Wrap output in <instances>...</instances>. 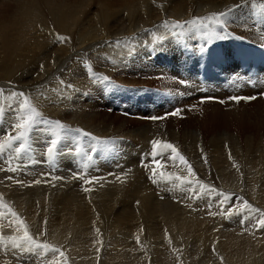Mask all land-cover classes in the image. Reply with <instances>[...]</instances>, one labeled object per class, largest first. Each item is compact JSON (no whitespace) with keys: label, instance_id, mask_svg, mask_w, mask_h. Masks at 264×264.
<instances>
[{"label":"bare ground","instance_id":"6f19581e","mask_svg":"<svg viewBox=\"0 0 264 264\" xmlns=\"http://www.w3.org/2000/svg\"><path fill=\"white\" fill-rule=\"evenodd\" d=\"M6 3H11V6ZM1 4L3 6L0 10V92L5 89L7 91L3 93V96L0 95V115L5 119V124L7 122L18 123L16 118L12 119L9 116V110L14 108L12 103L20 102L18 94L28 91L35 92L33 96L39 103L34 102L40 105L42 113L48 109L55 110L57 105L58 107L62 106V110L65 111L74 109L78 114V117L75 118L76 121L79 120L81 125L88 126L91 131L93 130L92 132L102 133V129L111 131V127L106 124L108 113L101 115L98 112H93V109H97V105L90 98L87 102L90 109L87 118H85L88 121L82 122L79 118L83 116L78 113V107L81 105L85 110L81 103L82 96L84 97L85 94L82 91L83 88H77L75 82L72 83L73 85H68L67 82L57 81L58 78L55 77L56 70H53L55 64L58 66L61 62L67 63L65 68L68 69L70 77L72 64L78 63V58L82 59L87 54L96 57L94 59L96 61L98 54L107 57L105 62L107 64V61H110L113 65L109 72L111 75L115 74L114 79L118 87L123 88L125 83L141 86L140 92L133 94L135 97L131 92H127V95H129L128 99H133L129 104L134 106L137 115L142 116V119L124 118L121 120L122 125L113 129L114 133L122 131V129L127 130L128 134L140 132L139 137L137 136L139 142L136 145L125 142V140L121 141L123 145L130 148L128 154L127 152L126 154L122 153L120 150L118 152L117 149L113 151L118 154L117 157L113 158L109 155L107 160V156L101 155L98 151L93 154L95 165H89L88 170L96 171L88 172L87 181H92V183H84V188L89 189L88 191L78 194L82 188L77 190L74 184L76 181L78 183L81 178L76 173L75 175V170L72 169V195H66V199L72 198L70 203L67 202L72 206L71 214L61 215L65 221L58 222V214L55 215L53 209L57 208L58 211L65 202H57L55 198L48 199V211L42 222L43 228L46 229L45 234L34 224L28 225L30 221L36 223L40 221L37 218L36 207L29 204V211L25 212L27 218L24 220L18 213L20 205L14 204L13 206L11 203L14 208L8 210L16 215L13 216L11 213L5 212V218L9 219L11 228L3 223L2 226L0 225V234L4 235V239L0 240V264H9L10 260L8 262L5 258L12 254L16 255V259H13L16 261L15 264H19L25 259L32 264H264V236L262 239L257 234V231L264 234V227L258 225V220L264 218V213H261L263 211L261 209H264V130H262L264 121L259 122L264 120V99L258 98L250 103H237L229 99L241 94L223 91L219 95L225 100L223 104L207 102V104H203L194 99L183 101L177 92L189 93L193 89L184 88L178 84L174 87V84L168 79L169 76H178V73L181 72L180 61L186 57L182 52L185 40L189 38H193L191 41L201 40L202 36L207 35L206 33L222 29L214 23L213 19H210L220 13H226L221 19L234 30L251 39H261L259 35L262 33L264 35V15L260 20L256 16L263 14L264 0H3ZM193 20H200L201 25L192 26ZM248 23L257 26L259 35L247 28ZM174 24H180L183 27L173 29L170 25ZM204 24L207 25V28L203 27ZM59 37L66 39L61 41ZM52 56L55 59L54 67L51 64ZM29 71L31 73L40 72L33 73V77H31V75L28 76ZM180 76H185L189 85L197 83L187 67L182 68ZM110 78L111 76L108 75L107 79ZM85 80L87 79L85 78ZM166 82L168 84H165ZM153 83L159 87H154L152 96H149V88ZM115 88L117 87L115 86ZM258 88H260V84L256 83L255 89ZM112 89L114 87L110 88V96H113ZM155 89L169 91L172 99L165 100L154 92ZM98 91L100 92V90ZM246 92L250 95L249 88ZM154 101L169 110L160 111L159 108H156L157 104L154 105L155 107L141 105V103L148 104ZM15 106L17 108L19 104L17 103ZM190 106L192 110H189ZM176 108L181 111L173 115V110ZM156 110L164 113L171 112V114L166 115L167 117L159 122L157 118L164 116V113L156 116ZM61 114L63 113L61 112ZM97 117L102 119L98 120ZM146 118H149V122H146ZM184 120H186L185 123L180 125V122H184ZM132 123L135 124L134 131L130 126ZM194 123L195 127L203 130H207L210 126L212 131L222 126L225 129V134L217 138L213 137L210 142L215 140L216 144L217 142L223 143V145L228 143L232 150L225 148L224 151L217 146L215 150H210L211 144L206 138L208 134L203 135L197 128L195 130ZM39 124L43 130L53 129V126L46 120ZM192 126L194 127L193 131H187L182 135V131L190 130ZM135 128L137 129L135 130ZM250 129H256L257 133L261 132L259 135L253 136L252 141L249 139L251 138L249 137ZM65 132L62 131V133ZM128 134L126 133V135ZM186 134L196 139L197 143L192 142L198 145L197 150L200 156H205L208 151L209 155L217 154V157L214 158L217 160L216 166L213 169L211 165L207 166L203 157L201 162L200 158H197L194 176L188 172V174H184L178 169L177 171L173 169L175 172L166 171V174L159 175L160 177L156 176L159 181L158 184L155 182L158 185L157 189H154L155 194H152L153 191L149 187L147 189L139 184L132 186L135 176L128 174L131 171L129 168H131L132 162L134 164L143 162L150 157L149 147L153 141L156 139L167 140L172 136L179 143V139ZM244 135L250 142L247 147L243 146ZM123 136L121 135V137ZM120 139L122 140V138ZM164 143L166 142L163 141ZM255 143H258L257 147ZM180 149L178 147L177 151ZM82 153L84 158L88 154L86 151ZM28 159L26 160L28 161ZM32 159L30 161L33 162ZM18 161L20 163V160ZM152 161L153 163L157 162V160ZM232 162L238 165L237 169L231 167L230 170ZM72 167H74L73 163ZM145 168L141 169L145 170ZM150 168L151 166L147 170ZM152 169L154 168L152 167ZM142 170L136 172V174L139 173L140 179L142 178L141 181L145 177ZM154 170H151L152 173L149 170L151 174L149 173L148 177L151 179L155 175L153 174ZM209 170L210 172L214 170L218 174L217 180L213 177L215 176L213 171L211 172L212 179L208 178ZM156 171L155 173H158ZM124 172L127 173L122 174ZM120 173L133 187L129 191L130 195L126 194L124 197L130 196L129 199L126 198L127 201L133 199L135 202L121 203V193L111 189L113 186L110 188L113 192H110L106 187L101 189L106 182L105 178L113 179ZM131 173L133 174V172ZM247 174L252 178H248ZM36 175L37 173H35ZM94 175H98L99 180ZM38 177L41 179V176ZM135 179V182L142 183L139 179ZM20 180L22 181V179ZM60 184L57 185V188L63 193L65 189L63 190ZM152 184L154 183L152 182ZM26 191H21L24 193H20L21 196L26 197ZM132 191L140 193L142 200H135ZM70 192L65 193L71 194ZM36 193L34 194L36 195ZM114 194L118 195L115 200L112 199ZM178 194L185 195L186 200L179 198L176 200ZM37 195L39 197V194ZM100 195L102 196L100 197ZM18 200L20 201V199ZM24 200L26 199L24 198ZM1 202L3 201L1 200ZM26 202L28 201L23 202V205ZM44 202L45 200H42L41 204ZM37 203L39 202L37 201ZM245 203L248 205L247 208L244 207ZM3 205L7 207L4 202ZM3 205L2 207H4ZM123 210L127 211L126 215L121 213ZM209 210H215V212L210 214ZM244 215L249 218L251 225L248 221L239 225L241 222L239 220ZM21 222L24 227H21ZM25 229L37 243H47L50 246L49 249L45 251L33 246L32 250H28L29 245L21 239ZM12 238H16L21 247L18 249L14 247ZM53 249H59L64 253V256H60Z\"/></svg>","mask_w":264,"mask_h":264},{"label":"rangeland","instance_id":"374dc122","mask_svg":"<svg viewBox=\"0 0 264 264\" xmlns=\"http://www.w3.org/2000/svg\"><path fill=\"white\" fill-rule=\"evenodd\" d=\"M1 2L3 1V0H0ZM70 1H72V0H70ZM1 2H0V10L2 9V4H1ZM6 5H10L11 6V3H6ZM90 55V56H89ZM98 56V58H97V61L96 60H94L96 57H94L92 54H87V55H85V57H82V59H79L78 58V63H75L74 62V64H72V74L70 75V77H69V72H67V68H65L68 64L67 63H65L64 64V62H61L58 66L55 64V59H54V56H52L53 58H52V61H51V64H52V66L54 67V64H55V67H54V71L56 70V75H55V77L56 78H58V80L57 81H60V82H63V83H66V84H68V85H73L72 83H74L75 82V85L77 86V88H83L82 89V91L85 93H83L84 94V97L82 96V101H81V103H82V105H83V107H84V109L85 110H83L82 109V107H81V105L78 107V113L79 114H82L81 116H83V117H80L79 119L80 120H82V122L83 121H88L87 119L85 120V118H87L86 116H87V113H89V109H90V107H88V99L90 98L92 101H94L95 102V104L97 105V109L95 110V109H93V112H98L99 114H101V115H104V113H108V117L106 118V124H108L110 127H111V131H108V130H106V129H102L103 131H102V133H100V132H92L89 128H88V126H86L85 124H82L81 125V122L79 123V120H77L76 121V119L75 118H77L78 117V114L76 113V111L73 109L72 111H65L64 109L62 110V106H59L58 107V105H57V108H55V110H51V109H48L46 112H44V113H42L41 112V110H40V105L39 104H37V103H35V102H38L35 98H34V96H33V94H35V92H21V93H23L24 95L23 96H20L19 95V100H20V102L19 101H15V104H19V106L17 107V108H15L16 106H15V104L14 103H12V105L14 106V108H12L11 110H9V116L12 118V119H15L16 118V121L17 122H22V119H20V118H26L27 117V115H28V113H27V111L26 110H24V111H22V105H23V101L25 100V99H27L28 101H29V107H34L39 113H40V116L39 117H36L35 119L38 121L36 124H35V126L32 128L33 130H31V132H32V134H31V132H29V136H28V140H27V142L28 143H30V142H32V140H33V142L32 143H30V145H28V143L26 144L27 146L23 149V150H21L19 153H17L16 152V149L17 148H19V145H20V143L22 142V141H17V140H15V137L17 136V135H19V133H20V131L21 130H19V129H16V128H14L13 126L15 125L14 123H11V122H7L6 124H5V119L3 118V116L2 115H0V145H3V148L2 149H0V201L2 200L3 202H4V204L8 207H5L4 205H3V202H1L0 203V211L1 210H3V209H5L4 211H1L0 212V214L1 215H3V216H1L0 215V225L2 226V223L5 225H7L8 227H10L11 228V226H10V221H9V219H6L5 217V215H6V213H11L12 211H10V210H12V208H14L13 206H14V204L16 205H20L19 206V209H18V213L21 215V218L22 219H26L27 217H26V214H25V212L26 211H29V208H28V206H29V204H32V206H34V207H36L35 208V210L38 212H36L37 213V218H38V220H40L38 223H36V222H33V221H28L29 223H28V225H31V223L32 224H34V226H36V227H39V230H41V231H43L42 233L43 234H45L46 233V229L45 228H43V226H42V222H43V219L46 217V215L45 214H47V211H48V208H47V205L49 204V200L48 199H52V198H55V201H57V202H65V204H62L61 206H60V208H59V210L57 211V208L56 209H53L54 211H55V215H57V221L59 222H61L62 220L63 221H65L64 219H63V217L61 216V215H63V214H71L70 213V211H72V206L71 205H68L67 204V202L68 203H70V201H72V198L71 199H66V195H72V191H71V189H72V169L73 170H75L74 171V174L76 173L77 174V176H79L81 179L80 180H78V183H77V181H76V183L78 184V186H77V184L75 183L74 184V186L76 187V189L77 190H79L80 188H82V189H80L81 190V192L79 193L78 192V194H81L82 192L84 193L85 192V188H84V183H87V179H88V172H90V171H92V172H94V171H96V170H92V169H89L88 170V168L89 167H87V168H84V165H82L83 163H79V165L77 166V165H74L73 164V166L74 167H72V163L70 164L69 162L72 160V156H63V155H61L60 153H58V160H64V161H62V164H61V167H60V170L58 171V172H56V174H53V173H51V170H49L48 168H46V165H45V163H43V162H41L42 161V158H41V160L39 161V159H37L36 158V155L38 156L39 154H40V152H41V150L40 151H38V149H37V147H42L43 146V144H44V140L46 139V137H47V140H52V139H57V142H60L61 141V135L62 134H66V132L65 131H63V132H65V133H62V131L61 130H59V129H55V123L56 122H60L61 124H63V126H64V128L65 129H71V133H74V131L75 130H77V129H79L80 130V132H86V133H88L89 135H91V137H95L96 138V140L95 141H99V140H102V139H104L105 141H110V142H112L110 145H109V147H115V150H117L118 152H119V150H120V152H122V153H125L126 154V152H127V154H128V149H130V148H128L127 146H125V145H123L122 144V142L121 141H124L125 140V142H129V143H132V144H138L137 142H139L138 141V138H137V136L139 137V133L140 132H137V133H134L133 132V134L132 133H130V134H128V131L127 130H125V129H122V131H119V132H113V129H115V128H119V126H121L122 125V122H121V120L122 119H124V118H131V119H133V117L132 116H129V117H123V116H121V115H119L116 111H112V110H110L112 107H113V103L112 102H115V103H118V104H120L122 101H123V99L121 98V95H119L120 94V92L118 91V89L117 88H115V85H108L107 83H106V81H105V78H106V80H111V81H113V82H115L116 80L114 79L115 77V74L114 75H111L110 73L111 72H109V70H111L112 69V67H113V65L110 63V61H107V64H106V62H105V59L107 58H105V56L103 55V54H98L97 55ZM100 56V57H99ZM94 57V58H93ZM85 60H84V59ZM93 58V59H92ZM101 58H103V59H101ZM54 59V60H53ZM88 61H87V60ZM90 59V60H89ZM80 60V61H79ZM82 61V62H81ZM92 61V62H91ZM53 62V63H52ZM72 62V61H71ZM84 62V63H83ZM91 63V64H90ZM94 63V64H93ZM96 63H97V65H96ZM87 66H86V65ZM65 65V66H64ZM76 65V66H75ZM77 65H78V67H77ZM81 65V66H80ZM83 65V66H82ZM96 68H95V67ZM80 67V68H79ZM64 68V69H63ZM84 68H86V69H84ZM91 68V69H90ZM81 69H83V70H81ZM97 71H96V70ZM79 70V72H77ZM86 70V71H85ZM90 72H89V71ZM92 71H93V73H92ZM30 72V73H29ZM28 72V76H30L31 75V77H33V73L34 74H36V73H39L40 71H37V72H32L31 73V71H29ZM81 72V73H80ZM86 72H87V74H86ZM65 73V74H64ZM76 73V74H75ZM80 75H78V74ZM83 73V74H82ZM86 74V75H85ZM106 74V75H105ZM88 75H90V76H88ZM108 75H110L111 76V78L110 79H107V77H108ZM66 76V77H65ZM22 77V76H21ZM21 77H19L20 79H21ZM68 77V78H67ZM73 78V79H72ZM85 78L87 79V80H85ZM103 78V79H102ZM67 79V80H66ZM75 80V81H74ZM89 80V81H88ZM80 81V82H79ZM90 81H91V83H90ZM94 81H95V83H94ZM99 81L101 82V81H103V85H104V87L103 86H101L102 84L100 83L99 84ZM83 82V83H82ZM80 83V84H79ZM165 84H168L167 82L165 83ZM174 85V87H175V85H176V83H173ZM88 87H87V86ZM94 85V86H93ZM100 85V86H99ZM44 86H46V85H44ZM118 86V85H117ZM179 86V85H178ZM85 87V88H84ZM89 87H91V89H88ZM114 87V89H112V91H113V96L114 97H112L111 98V96L109 95V93H110V88H113ZM154 87H159V86H157L156 85V83H153L152 85H150V88H149V90L151 91H149V96H152V92H153V88ZM92 88H95V89H93L94 90V92H93V90H92ZM91 92H89L88 90ZM97 89V90H96ZM98 90H100V92L98 91ZM103 90V91H102ZM7 90L5 89L4 91L2 90L1 92H0V95H2L3 96V93L4 92H6ZM86 91V92H85ZM96 91V92H95ZM103 92V93H102ZM155 92V91H154ZM31 93V94H30ZM87 93V94H86ZM134 93H132V95H133ZM88 95V96H87ZM100 95V96H99ZM134 96V95H133ZM135 97V96H134ZM4 98V97H3ZM23 98V99H22ZM106 98V99H105ZM129 98V95H126V101L128 102V103H130V101H133V99L132 98H130V99H128ZM87 99V100H86ZM5 100V99H4ZM35 101V102H34ZM99 101V102H98ZM32 102H34V103H32ZM20 103H22V104H20ZM39 103V102H38ZM203 104H207V103H203ZM217 104V103H216ZM53 105H56L55 103H53ZM133 108H134V106L133 105H131ZM39 108V109H38ZM82 109V110H81ZM51 110V111H50ZM53 111V112H52ZM75 111V112H74ZM157 112H156V116L157 115H160V113H164V112H160V111H158V110H156ZM168 111V110H167ZM49 112H51V113H49ZM57 112V113H56ZM59 112V113H58ZM61 112L63 113V114H61ZM119 112V111H118ZM71 113H73V114H71ZM133 114V113H132ZM134 115V114H133ZM169 115V114H168ZM77 116V117H76ZM167 117V116H166ZM174 117V116H173ZM2 119V120H1ZM20 119V120H19ZM66 119V120H65ZM97 119H98V117H97ZM102 119V118H101ZM100 118L98 119V120H101ZM115 119V120H114ZM165 119V118H164ZM44 120H46L47 122H52L50 125L51 126H53V129H51V130H49V131H47V129H45V130H43V128L40 126V124L39 123H42V121H44ZM57 120V121H56ZM111 120V121H110ZM193 120H195V119H193ZM76 121V122H75ZM157 121H158V119H157ZM162 121V120H161ZM161 121H159V122H161ZM185 121L186 120H184V122L183 121H181L180 122V125L182 124V123H185ZM261 121H264V120H260L259 122H261ZM65 122V123H64ZM78 122V123H77ZM146 122H149V118H146ZM74 123V124H73ZM77 123V124H76ZM209 123V122H208ZM111 124V125H110ZM120 124V125H119ZM134 125V126H133ZM209 125H211L210 123H209ZM132 128L133 127H135V124H131L130 125ZM1 127H2V129H1ZM194 127H195V123H194ZM194 127L192 126L191 128H190V130H185V131H182L181 133H182V135H183V133L185 134L187 131H193V129H194ZM259 127V126H258ZM197 127H195V130H197L198 129V131H201V133L203 134V135H206V134H208V135H206V138H207V140H208V143L209 144H211V146H210V150H215L216 149V146L217 147H219L221 150H224L225 151V148L226 149H228V150H232V147L231 146H229V144L227 143V144H224L223 145V143L221 144V143H218L217 142V140H216V142H217V144L214 142V141H212V142H210L211 140H213V137H215V138H217V137H219V136H223V134H225V129H223V127L222 126H220V128L219 127H217V129L216 130H211V128H210V126L208 127V129L206 130H203V129H201V128H197ZM234 128H236V127H234ZM36 129V130H35ZM38 129H39V131H38ZM137 128H135V130H136ZM192 129V130H191ZM201 129V130H200ZM259 129V128H258ZM203 130V131H202ZM210 131V133H208L209 131ZM224 130V131H223ZM251 131H250V135H249V137H251V138H249L251 141L253 140V136H256V135H259L260 133H257L256 132V129H250ZM262 130H264V125H263V128H262ZM47 133H46V132ZM60 131V132H59ZM132 131H134V128H133V130ZM207 131V132H206ZM235 131V130H234ZM255 131V132H254ZM35 132V133H34ZM42 132V133H41ZM53 132V133H52ZM124 132V134H122ZM205 132V133H204ZM18 133V134H17ZM54 133H56V134H54ZM57 133H59V135H57ZM126 133L129 135H126ZM32 135V137H31V135ZM53 134V135H52ZM116 134V135H115ZM212 134V135H211ZM48 135V136H47ZM50 135V136H49ZM76 135H78V133H76ZM121 135H124L123 137H121ZM136 135V136H135ZM210 135V136H209ZM242 135V134H241ZM35 136V137H34ZM46 136V137H45ZM52 136H53V138H52ZM119 136V137H118ZM131 136V137H130ZM134 136V137H133ZM208 136V137H207ZM103 137H105V138H103ZM184 137V138H183ZM212 137V138H211ZM12 139L11 140V144H9V139ZM30 138V139H29ZM36 140H35V139ZM38 138H39V140H38ZM120 138H122V140L120 139ZM124 138H126V139H124ZM128 138V139H127ZM247 138V136H245L244 135V139L242 140L243 141V146L244 145H246V146H244V147H247V144H250V142L249 141H247V140H249V139H246ZM193 139V140H192ZM211 139V140H210ZM29 140H30V142H29ZM119 140V141H118ZM128 140V141H127ZM130 140V141H129ZM134 140V141H133ZM191 140V141H190ZM39 143H38V142ZM92 141H94L93 139H84L83 140V142H82V152H84V151H86V152H88V149L87 148H84V146H85V144L86 145H89L90 143H92ZM103 141V140H102ZM155 141H160L161 142V144H163V141L164 142H166V143H171L174 147H176L177 149H178V147H179V153H181L180 155H183L185 158H186V164H181L180 162H179V159L177 158L175 161H173L170 157H171V155H172V153H171V150L170 149H165V148H163L162 147V149L161 148H159V149H157L156 151H157V153H158V155L155 157V159H152L153 157H152V152H153V146H152V144H151V147H149L150 149H149V151H150V159L148 158V159H146L145 161H143V162H137V163H135L134 164V162H132V166H131V168H129V170H131L130 172H128V174L130 175H134L135 176V178H137V179H139L140 181H141V179H140V176H139V173H137L136 174V172H141L140 170H142V169H144L145 167L147 168V166H148V168L151 166V168L149 169L150 170V172L152 173V171L151 170H154L155 168H156V170H154V172L153 173H155V171L156 172H158V173H155V175H154V177H152V179H151V177L149 178L148 176H150V172H149V170H147L146 168H145V170H142L143 172H144V175H145V177H144V179H143V181H141L142 183H138V181H136L135 182V178H133L134 179V182L131 184L127 179H124V176L122 175V174H126L127 172H124V173H120V174H118L116 177H113V179H114V181H113V179H109L108 180V178H105V180H106V182H105V184L103 185V187H101V189L103 188L104 189V187H106L110 192L112 191L113 192V190L115 189V191L116 192H119V193H121V197H122V200H121V203L123 202V204H126L128 201H127V199H129L130 198V196H128V197H124V196H126V194L127 195H130V193H129V191H131L132 189H133V187L134 186H136V184H139L141 187H145V188H147V189H151L152 191H153V193L152 194H155V192H154V189H157V186L158 185H156V183L159 181V178L158 177H160L161 175H164V174H166L165 172L166 171H168V172H175L173 169H176V171H177V169H178V171L180 170V171H183L184 172V174H186L187 172L189 173V171H188V167L190 166L191 168H192V170H193V172L195 171V169H194V167H195V165L197 164V162H198V160H197V158L199 159V161L201 162V159L203 160V158L204 159H206V161H207V163L206 164H208L207 166H209V165H211V167H212V169H213V167H215L216 166V162H217V160L216 159H214V158H216L217 157V154H212V155H209V151L208 152H206L205 153V156H203V155H201L200 156V154H198V145L197 144H195L194 142H196V139L195 138H193L191 135H189V134H186V136H182V138H180L179 139V143L178 142H176V139L174 138V137H172V136H170L167 140H159V139H156ZM168 141V142H167ZM192 141H194V142H192ZM121 142V143H120ZM136 142V143H135ZM190 142V143H189ZM15 143V144H14ZM18 145H17V144ZM178 143V144H177ZM192 143V144H191ZM193 143H194V146H193ZM197 143V142H196ZM40 144V145H39ZM32 145V146H31ZM101 145L103 146V147H105L104 146V144L103 143H101ZM196 145V146H195ZM257 145H258V143H255V146L257 147ZM10 146V147H9ZM18 146V147H17ZM35 146H37L36 148H35ZM224 146V147H223ZM13 147V148H12ZM31 147V148H30ZM119 147V148H118ZM126 149H125V148ZM196 147V148H195ZM16 148V149H15ZM28 148H30V149H28ZM184 148V149H183ZM189 148H191L190 149V151H189ZM195 148V149H194ZM224 148V149H223ZM7 149H8V151H7ZM25 149H27V152H25V153H21V152H24V150ZM131 149H132V147H131ZM183 149V150H182ZM188 149V150H187ZM11 150V151H10ZM29 150V151H28ZM32 150V152H30ZM37 150V151H36ZM220 150V151H221ZM33 151H36V152H33ZM189 151V152H188ZM223 151V152H224ZM12 152V153H11ZM30 152V153H29ZM46 151H44L43 153H45ZM101 155H102V153L100 152V151H98ZM14 153V154H13ZM16 153V154H15ZM43 153H41L42 155L41 156H43L44 154ZM72 153V152H71ZM18 154V155H17ZM36 154V155H35ZM16 155V156H15ZM32 155H33V157H32ZM117 153H115L114 154V157L113 158H116L117 157ZM198 155V156H197ZM27 156V157H26ZM40 156V155H39ZM103 156H104V154H103ZM105 156H107V158H106V160L108 159V157H109V155H105ZM169 156V158H166V157H168ZM13 157V158H12ZM33 160V162L31 161V164L32 165H34V162L36 161L38 164H36L38 167H34V166H31L30 167V165L31 164H28V163H30V158ZM111 157V156H110ZM203 157V158H202ZM210 157V158H209ZM17 158V159H16ZM23 158V159H22ZM25 158V159H24ZM29 158V159H28ZM86 158V157H85ZM92 158H93V160H94V155L92 156ZM119 158V157H118ZM117 158V159H118ZM7 159V161H5ZM14 159V160H13ZM26 159H28V161L26 160ZM36 159V160H35ZM4 160V161H3ZM16 160V161H15ZM18 160H20V163H19V161ZM22 160H24V161H22ZM26 160V161H25ZM38 160V161H37ZM152 160H154V161H156L157 160V162H154L153 163V161ZM163 162H162V161ZM215 160V161H214ZM152 161V162H151ZM205 161V160H204ZM21 162H22V165H21ZM27 164H26V163ZM213 162H214V164H213ZM9 163V164H8ZM42 163V164H41ZM90 163V161H89V159H86V162H84V164H89ZM151 163V165H148V164H150ZM162 163V164H161ZM163 163H165V164H163ZM12 164V165H11ZM26 164V166H24ZM141 164V165H140ZM146 164H147V166H146ZM157 165V164H159L160 165V167H159V169L155 166V165ZM166 164H167V166H166ZM171 164V165H170ZM7 165V166H6ZM41 165V166H40ZM82 165V168L83 169H78L80 166ZM91 165V164H90ZM168 165H170V166H168ZM212 165H214V166H212ZM10 166H12V167H10ZM17 166V167H16ZM18 166H20V167H18ZM49 166V165H48ZM143 166H145V167H143ZM165 166V167H164ZM187 166V167H186ZM206 166V167H207ZM237 164H235V163H231L230 164V170L234 167L235 169H237ZM22 167V168H21ZM28 167V168H27ZM34 167V168H33ZM42 167H44V168H42ZM133 167H135L134 169H133ZM136 167H138V168H136ZM152 167L154 168V169H152ZM232 167V168H231ZM15 170H14V169ZM18 168V169H17ZM39 168V169H38ZM142 168V169H141ZM187 168V169H186ZM208 168V167H207ZM9 171H8V170ZM24 169V170H23ZM139 169V171H136V170H138ZM32 170V172H29V171H31ZM40 170H42V171H40ZM63 170H64V172H63ZM68 170V171H67ZM70 170V171H69ZM148 172H147V171ZM26 171V172H25ZM37 171V172H36ZM46 173H45V172ZM79 171V172H78ZM82 171H84V172H82ZM164 171V172H163ZM213 171V174L215 175V176H213L214 177V179L215 180H217V177H218V174H216L215 172H214V170H211V172ZM13 172V173H12ZM34 172V173H33ZM40 172V173H39ZM67 172V173H66ZM70 172V173H69ZM78 172V173H77ZM131 172H133V174L131 173ZM211 172H210V170H209V172L207 173V176H208V178L209 179H212V175H211ZM10 173H11V175H10ZM15 173H17V174H15ZM18 173H20V174H18ZM23 173V174H22ZM32 173H33V175H32ZM35 173H37V175L35 176ZM40 175H39V174ZM42 173H44V174H42ZM70 175H69V174ZM83 173V174H82ZM147 173V174H146ZM150 173V174H149ZM160 173V174H159ZM187 173V174H188ZM27 174V175H26ZM42 174V175H41ZM58 174V175H57ZM62 174V175H61ZM75 174V175H76ZM81 174V175H80ZM85 174V175H84ZM158 174V175H157ZM22 175V176H21ZM29 175H31V176H29ZM67 175H68V177H67ZM160 175V176H159ZM248 175V178H252V176H249V174H247ZM33 176H35V177H33ZM38 176H41V179H40V177H38ZM47 176V177H46ZM62 176V177H61ZM65 176V177H64ZM70 176H71V178H70ZM97 177V179H98V175H94V177ZM112 176V175H111ZM119 176V177H118ZM123 176V177H122ZM156 176H158V177H156ZM9 177H11V179H9ZM21 177V178H20ZM26 177V178H25ZM28 177V178H27ZM44 177H45V179H44ZM49 177H51L50 179H48ZM83 177V178H82ZM8 178V179H7ZM22 179V181L20 180V179ZM23 178H24V180H23ZM48 180H47V179ZM53 178V179H52ZM55 178H56V180H55ZM59 178V179H58ZM66 180H65V179ZM86 178V179H85ZM122 178V179H121ZM15 179V180H14ZM19 179V180H18ZM41 180V183H39V185L38 184H34L33 185V183L34 182H32L33 180L34 181H36V180ZM52 179V180H51ZM83 179V180H82ZM103 179V178H102ZM124 179V180H123ZM157 179V180H156ZM26 180V182H24ZM29 180V181H28ZM48 181L49 183H47L46 181ZM50 180V181H49ZM53 180H54V182H53ZM99 180V179H98ZM147 180H149V181H147ZM156 180V181H155ZM13 181V182H12ZM17 181H20V182H22V183H17ZM58 181V182H57ZM62 181V182H61ZM107 181H108V183H107ZM126 181H128V182H126ZM153 181H155L156 183H154V184H152V182ZM16 182V183H15ZM46 182V183H45ZM67 182H69V184H67ZM82 182V183H81ZM115 182V183H114ZM58 183V184H57ZM61 183V184H60ZM111 183H112V185H111ZM125 183H126V185H125ZM128 183V184H127ZM147 183H149V184H147ZM22 184V185H21ZM31 184V185H30ZM62 185L61 186V188L64 190L65 189V191L62 193V192H60L59 190V188H57L58 186L57 185ZM110 184V185H109ZM113 184H116L115 186L113 185ZM129 184H130V186H129ZM145 184H146V186H145ZM158 184V183H157ZM14 185V186H13ZM66 185H67V187H66ZM81 185V186H80ZM133 187H132V186ZM22 186V187H21ZM36 186V187H35ZM80 186V187H79ZM113 186V188H111ZM153 188H152V187ZM14 187V188H13ZM41 187V188H40ZM70 187V188H69ZM149 187V188H148ZM51 188V189H50ZM113 189V190H111V189ZM125 188H126V191H125ZM132 188V189H131ZM23 189H25V190H27L26 191V193H25V195H26V197L24 196V195H22L21 196V194L20 193H23L25 190H23ZM34 189V190H33ZM58 189V190H57ZM118 191H117V190ZM123 189V190H122ZM129 189V190H128ZM40 190V191H39ZM42 190V191H41ZM44 190V191H43ZM46 190H48V191H46ZM50 190V191H49ZM21 191H23V192H21ZM32 191H33V193H32ZM35 191V192H34ZM71 191V192H70ZM249 191V190H248ZM28 192V193H27ZM37 192V193H36ZM53 192V193H52ZM65 192H70L71 194H66ZM116 192H114V193H116ZM125 192V193H124ZM4 193H6V194H4ZM14 193H16V194H14ZM34 193H36V195L34 194ZM45 193V194H44ZM59 193H60V195H59ZM132 195H133V198H134V196H135V200H139V201H141L142 200V198H141V194L140 193H138L137 191L135 192V191H132ZM24 194V193H23ZM33 194V195H32ZM37 194H39V197H38V195ZM50 194V195H49ZM138 194V195H137ZM3 195V196H2ZM9 195V196H8ZM63 195V196H62ZM85 195V194H84ZM114 195H116V196H114ZM114 195H112V199L113 200H115L116 199V197L118 196L117 194H114ZM180 195H182V196H180ZM178 194L177 195V198H176V200H179V199H183L184 201L186 200V198H185V195H183V194ZM3 198H2V197ZM11 196H13V197H11ZM24 196V197H23ZM34 197V199H35V201H33L34 199H33V197ZM62 196V197H61ZM102 195H100V197H101ZM153 196H156V195H153ZM11 197V198H10ZM15 197V198H14ZM17 197H19V198H17ZM65 197V198H64ZM114 197V198H113ZM138 197V198H137ZM181 197V198H180ZM5 198H6V200H5ZM24 198L26 199V200H24ZM28 198V199H27ZM33 200H32V199ZM127 198V199H126ZM179 198V199H178ZM8 199V200H7ZM10 199H11V201H10ZM18 199H20V201L18 200ZM23 199V200H22ZM17 200V201H16ZM32 200V201H31ZM41 204V201L42 200H45V202L43 203V204H39V203H37V201ZM65 200V201H64ZM25 201H28V202H26V203H24V205H23V202H25ZM132 201H134L133 199H132ZM132 201H129V202H132ZM7 202V203H6ZM20 202V203H19ZM126 202V203H125ZM129 202H128V204H129ZM135 202V201H134ZM11 203H12V205H11ZM182 203V202H181ZM188 203H190V202H188ZM28 204V205H27ZM39 204V205H38ZM190 204H192V203H190ZM2 205L4 206V207H2ZM10 205V206H9ZM22 205H23V209H22ZM26 205V206H25ZM42 205H45V206H42ZM235 205H237L236 203H235ZM210 206H212V204L210 203ZM2 207V208H1ZM28 208V209H27ZM8 209H10V210H8ZM25 209H27V210H25ZM40 211H39V210ZM263 210V211H262ZM261 213H264V209H261ZM4 214H3V213ZM6 212V213H5ZM43 212V213H42ZM215 212V210H209V213L210 214H213ZM27 213V212H26ZM42 214V215H40V214ZM121 213L122 214H124L125 213V215H126V213H127V211H121ZM12 214V213H11ZM44 214V215H43ZM50 216V215H49ZM51 217V216H50ZM246 217V218H245ZM61 218V219H60ZM5 219V220H4ZM24 219V220H25ZM66 219V218H65ZM11 220V219H10ZM245 220V221H244ZM239 221H241L240 223H239V225H242V224H245V223H247V221H248V223L250 222V220H249V218L247 217V216H242V219H240ZM7 222V223H6ZM239 225H237V226H239ZM250 225H251V222H250ZM236 227V226H235ZM239 227H241V226H239ZM42 228V229H41ZM45 230V231H44ZM257 234L259 235V237L260 238H262L263 239V236H264V234L263 233H260V231H257ZM3 234H0V240H3L4 238H3ZM18 249V248H17ZM69 251V250H68ZM13 258H12V257ZM9 255V257L8 256H6V258H5V260L6 261H8V260H10V262H9V264H11V262H13L12 264H15L16 263V261H14L13 259H16V255H14V254H12V255ZM15 257V258H14ZM9 258H11V259H9ZM12 260V261H11ZM15 262V263H14ZM25 262H27V263H25ZM1 264H5V263H1ZM19 264H32V263H28V261L25 259V260H22L21 262H19Z\"/></svg>","mask_w":264,"mask_h":264},{"label":"snow or ice","instance_id":"6c2138e0","mask_svg":"<svg viewBox=\"0 0 264 264\" xmlns=\"http://www.w3.org/2000/svg\"><path fill=\"white\" fill-rule=\"evenodd\" d=\"M224 15H226V13H220L217 16L210 18L214 20V23H216L217 25H219L220 27H223L224 21L221 19V17H223ZM192 26L196 27V26H200L201 25V21L200 20H193L191 22ZM170 27H172L173 29L175 28H182L183 25L180 24H174V25H170ZM203 27L207 28V25L204 24ZM208 34V33H206ZM212 35H215V32L211 33ZM59 39L61 41H64L66 38L65 37H59ZM41 68L43 69V66H41ZM106 79V78H105ZM18 95L23 96V93H19ZM256 97H232L231 99L235 100L236 102H239L241 99H245V100H252L255 99ZM26 110L28 115L26 118H20L22 119V122H18L16 123L13 127L16 129L21 130L19 135H17L15 137V140L17 141H22L19 145V148L16 149V152L19 153L21 150H23L27 144V140H28V134L30 132V130L32 129V127L35 126V124L38 122L35 118L40 116V113L34 108V107H29V101L27 99H25L23 101V105H22V111ZM176 113H173V115H175ZM48 123H52V122H48ZM55 128L59 129L61 131H71V129H65L63 124H61L60 122H56L55 123ZM78 133L80 132L79 129L76 130ZM84 136H89L88 133H81ZM57 135H59V133H57ZM91 139L96 140L95 137H91ZM98 143H103L106 150H108L109 145L112 143L110 141H97ZM9 144H11V138L9 139ZM51 146L48 147L47 152L49 156H52L54 153V150L56 149L57 146V139H52L50 141ZM152 146H153V152H152V157L153 159H155V157L158 155L157 153V149L163 147L165 149H170L171 150V159L173 161H175L177 158L179 159V162L181 164H186V158L183 155H180V153L177 151V148L174 147L171 143H164L161 144L160 141H153L152 142ZM3 148V145H0V149ZM206 159H205V163H206ZM157 168L160 167L159 164L156 165ZM188 171L190 174H192L193 176L195 175L192 168L189 166L188 167ZM155 174V173H153ZM9 179H11V177H9ZM59 179V178H58ZM88 183H92L91 180L87 181ZM17 183H22L20 181H17ZM34 183L39 184L41 183V180H36L34 181ZM153 183H155V181H153ZM89 189H85V191H88ZM225 199H227V197H225ZM244 207H248L247 203H245ZM13 216H15V213H12ZM258 225L261 227H264V218H261L258 220ZM21 227L23 226V223L21 222ZM97 232H99V230L97 229ZM23 241H25L27 243V245H29V249L28 250H32V247L34 246L37 249H43V250H48L49 249V245L47 243L44 244H40L37 243L28 233V231L25 229L24 231V235L21 238ZM138 239V238H137ZM12 243L14 247H21L20 243L16 240V238H12ZM53 251L58 252L60 256H64V253L62 251H60L59 249H53Z\"/></svg>","mask_w":264,"mask_h":264}]
</instances>
